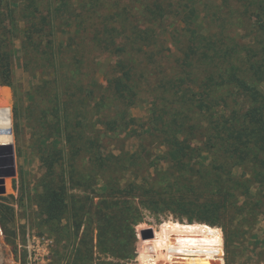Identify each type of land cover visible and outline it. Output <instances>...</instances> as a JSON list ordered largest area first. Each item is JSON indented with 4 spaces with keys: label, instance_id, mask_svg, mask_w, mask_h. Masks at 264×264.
<instances>
[{
    "label": "trees",
    "instance_id": "trees-1",
    "mask_svg": "<svg viewBox=\"0 0 264 264\" xmlns=\"http://www.w3.org/2000/svg\"><path fill=\"white\" fill-rule=\"evenodd\" d=\"M59 19L75 25L66 43ZM16 41L26 69L52 75L38 92L55 136L40 205L48 233L73 215L68 264L132 260L145 212L215 226L253 183L264 198V0H0L2 78ZM142 100L147 116L132 117ZM150 157L167 169L151 174Z\"/></svg>",
    "mask_w": 264,
    "mask_h": 264
},
{
    "label": "rangeland",
    "instance_id": "rangeland-1",
    "mask_svg": "<svg viewBox=\"0 0 264 264\" xmlns=\"http://www.w3.org/2000/svg\"><path fill=\"white\" fill-rule=\"evenodd\" d=\"M56 28H58L57 43H66L75 33V25L70 21L65 22L59 19L56 22ZM169 47L173 53L178 54L177 46L173 42L169 44ZM12 48L14 57L10 71L6 79L0 76V108L8 107L12 111L11 130L14 139L11 144L15 148L17 173L6 179L7 193L0 196V204L9 206L11 209V221L6 225L7 234L0 224V264H68L69 258L72 259L75 256L74 243L78 242L70 228L73 215L68 213L60 225L54 228L52 233H48L40 205L42 184L48 169V156L55 136L49 135L51 131L44 130L42 122L36 119L38 112L48 106V98H39L38 92L45 81L52 79V75L45 74L42 70L31 71L25 68L19 41H16ZM105 70L102 69L96 76L95 82L99 88L105 83ZM147 103L146 100H142L136 108L131 110L130 115L137 119L145 118ZM91 116L90 110L86 119L87 123L93 126ZM55 121L56 118L52 114L44 118L45 128L50 129ZM118 144L120 145V142ZM135 146L134 143L129 142L128 150L133 151ZM115 147L116 144L111 148ZM149 160L157 165L150 169L151 174L157 175L167 169V163L161 158L150 157ZM91 162L90 158H86L81 165L86 168L89 164L91 165ZM234 173L239 177L242 175V169L236 167ZM256 187L258 185L253 183L252 195L249 198L239 197L240 207L234 208L229 218H226L225 223L221 225L189 223L171 213L145 212L143 222L136 226L137 241L135 256L132 260L143 254L156 256L157 252L162 253L163 250L168 252L170 249L168 239L172 233L143 242L140 236L142 229L154 228L162 233L170 225L175 224L185 230L192 225L218 228L224 240V247L229 242L228 250L225 249L226 261L228 260L229 264H256L264 257V198L258 195ZM161 190H163L162 187ZM76 192L79 191L70 190L72 194ZM83 193L80 191V194ZM83 231L84 224L81 233ZM193 243L195 242L188 241L190 245ZM110 261L97 259L93 264H108ZM125 262L127 261H123L122 264Z\"/></svg>",
    "mask_w": 264,
    "mask_h": 264
},
{
    "label": "bare ground",
    "instance_id": "bare-ground-1",
    "mask_svg": "<svg viewBox=\"0 0 264 264\" xmlns=\"http://www.w3.org/2000/svg\"><path fill=\"white\" fill-rule=\"evenodd\" d=\"M12 126H13V120H12L11 109L8 107L0 108V131L10 130V134L0 133V145L11 144L13 142L14 138H13L12 130H11ZM192 229L199 230L198 232H195L198 234L197 239H190V237L185 235V234H188L189 236H193V233H190L192 232L191 231ZM170 233H172L175 236L180 237L179 239H177L178 237H173V238L175 240L177 239L176 242L181 244L183 248L184 246H198L197 251L199 252V254H202L201 256H205V257L195 258L196 260L199 259L200 261H202L201 264H222L220 261L215 260L216 257H212V256H216L217 254H219V252H221V249H220L221 241H220L219 235H216L215 231L212 230L211 228L201 227V226H190L188 230H185V229H182L180 225L172 224L170 225V227L165 229L164 232L162 233L156 232V236L158 238V237L164 236L165 234L169 235ZM171 240H172L171 238L168 239L169 247H172V244H173V241ZM188 241H193L195 243L190 245L188 244ZM207 256H211V257L207 258ZM190 259L191 258H187V260H190ZM142 260H145V262L149 261L147 254L142 255Z\"/></svg>",
    "mask_w": 264,
    "mask_h": 264
},
{
    "label": "built area",
    "instance_id": "built-area-1",
    "mask_svg": "<svg viewBox=\"0 0 264 264\" xmlns=\"http://www.w3.org/2000/svg\"><path fill=\"white\" fill-rule=\"evenodd\" d=\"M192 226H195V225H192ZM188 227L190 228V226ZM151 229L153 230L155 234L154 239H156L157 231L154 228H151ZM212 230L215 231L216 235H220V239H221V244H220L221 252H219V254H217L216 256H212V257H216L215 258L216 261L218 260L222 264H226L224 240H223L221 231L218 228H212ZM191 231L192 232L190 233H193V236H189L188 234H185V235L190 237V239H197L198 234L195 232H198L199 230L192 229ZM173 237H178L177 239L180 238L179 236H175L173 234L169 236V238L172 239L171 241H173V244H172V247H170V249L168 250V252L163 250L162 253L157 252L158 255L156 256H148L149 258L148 262H145V260H142V256H138L137 259L128 261L125 264H189V263L190 264H199V263L201 264L202 261H200L199 259L196 260L195 258L205 257V256H201L202 254H199V252L197 251L198 246H184L183 248L181 244L176 242L177 239L175 240ZM142 241L144 242V240ZM154 252H155V249H154ZM208 257H211V256H207V258ZM187 258H191V259L187 260ZM256 264H264V257L261 260H259Z\"/></svg>",
    "mask_w": 264,
    "mask_h": 264
},
{
    "label": "water",
    "instance_id": "water-1",
    "mask_svg": "<svg viewBox=\"0 0 264 264\" xmlns=\"http://www.w3.org/2000/svg\"><path fill=\"white\" fill-rule=\"evenodd\" d=\"M0 133L10 134V130H2ZM15 148L13 144L0 145V196L7 193L6 179L16 174ZM144 241L154 239L152 229H144L140 232Z\"/></svg>",
    "mask_w": 264,
    "mask_h": 264
},
{
    "label": "crops",
    "instance_id": "crops-1",
    "mask_svg": "<svg viewBox=\"0 0 264 264\" xmlns=\"http://www.w3.org/2000/svg\"><path fill=\"white\" fill-rule=\"evenodd\" d=\"M142 230H143V229H142ZM142 230H141V231H142ZM127 262H128V261H127ZM125 263H126V262H125ZM125 263H124V264H125Z\"/></svg>",
    "mask_w": 264,
    "mask_h": 264
}]
</instances>
